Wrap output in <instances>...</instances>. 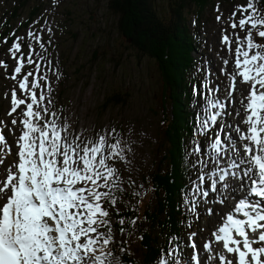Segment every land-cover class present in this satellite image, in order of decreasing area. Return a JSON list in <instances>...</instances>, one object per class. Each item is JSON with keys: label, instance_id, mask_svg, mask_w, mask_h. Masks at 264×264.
<instances>
[{"label": "snow or ice", "instance_id": "1", "mask_svg": "<svg viewBox=\"0 0 264 264\" xmlns=\"http://www.w3.org/2000/svg\"><path fill=\"white\" fill-rule=\"evenodd\" d=\"M239 11L238 20L236 12L232 13L230 27L246 31L245 37L233 40L225 32L222 43L229 51L233 43L236 45L231 92L237 90V77L250 85L241 101V123L246 128L235 126L238 136L226 140L227 149L221 139H214L210 159L215 167L197 176L193 191L201 199L210 198V193L221 194L219 203L226 204L227 198L222 193L227 190L230 177L240 179L241 188L245 179L250 182L247 194L257 199H240L234 213L223 214L220 224L210 232L233 257L226 258L220 252L219 264H264V45L253 38V33L264 38V12L258 9V0H248L246 6H239ZM12 36L15 38L8 54L16 60V66L9 76L18 81V89L28 100L18 97L15 89L11 91V108L6 114L20 115L19 121L14 118L10 123L22 126L14 144L9 146L6 135L0 131V264H120L111 249L115 235L105 204L119 215L115 193L121 191L120 175L110 162L124 159L122 142L118 139L109 142L115 129L95 140L84 141L79 135L70 139L68 128L55 119L56 113L41 107L48 100L38 92L47 87L46 77L39 74L41 65L35 64V73L24 72L26 65L34 64V59L32 55H23L22 48H29V52L34 49L21 43L24 37H16L15 33ZM27 36L40 41L33 31ZM39 47L44 48V44ZM0 68L7 70L9 65L0 60ZM21 106L24 108L18 113ZM207 107L216 111L201 119L200 127L205 134L210 123H217L226 105L216 99L209 101ZM236 114L241 115L239 111ZM48 116L53 119H46ZM202 149L201 144L193 151L199 153ZM8 155L12 159L6 163ZM226 155L234 159L223 167ZM235 157H240L239 162ZM202 163L207 167L208 161ZM190 203L188 210L197 213L200 202ZM208 212L211 214L212 210ZM236 214L243 218H237ZM124 224L125 219L120 218L121 232ZM196 235L190 233L186 245L170 246L158 257L159 264H203L200 250L211 253L215 249L207 243L198 245ZM177 240L178 237L171 238V242ZM184 247L192 250L190 260L184 257Z\"/></svg>", "mask_w": 264, "mask_h": 264}, {"label": "rangeland", "instance_id": "2", "mask_svg": "<svg viewBox=\"0 0 264 264\" xmlns=\"http://www.w3.org/2000/svg\"><path fill=\"white\" fill-rule=\"evenodd\" d=\"M109 1L0 0V60L12 65L15 60L8 54L9 44L15 38L12 33H15L16 37H24L21 43L31 45L34 52H29V48L24 47L22 54L32 55L34 63L42 65L45 74L48 75L44 82L47 87H44L43 91L51 103L46 100L41 107L56 113L55 119L68 128L70 139L77 134L84 141L95 140L100 134L115 129L114 135L109 136V142L112 139L121 140L124 159L110 163L118 169L121 192L125 196L135 190L139 200L144 201L148 196L146 193L148 170L152 167L155 149L160 142L158 134L162 118L161 81L155 62L140 55L118 35L117 18L107 8ZM247 3L248 0H211L201 14L197 12L194 4L185 10L186 28L190 33L198 34L196 43L199 44L197 53L194 54L195 61L199 60L196 69L206 65V60L210 61L209 64L213 63L215 68L221 66L226 53L222 51V45L219 43L220 35L228 31L227 34L234 39L245 37L246 31L239 28L233 30L230 25L233 22L232 13L236 12L235 19L238 20L241 16L239 6H246ZM152 5L161 17L167 18V0H153ZM258 9L263 11L259 3ZM29 31L41 37L40 41L37 42L33 37L27 36ZM253 38L264 45V38H259L256 33H253ZM5 39L7 43H3ZM40 43L44 44V48L39 47ZM231 47L233 49L235 45L232 44ZM25 68L30 71L35 69L34 65H26ZM204 68L205 66L201 69L200 75L202 81L205 79ZM10 69L9 66L6 71ZM6 71L0 68V116L7 108L6 100L1 97L6 88L4 84L11 85ZM217 76L218 74L212 75L209 89L217 91L222 103L223 86ZM48 88L51 89L50 92ZM245 90L237 91L238 101L235 103H241ZM190 93L192 101L191 105L187 106V111L202 110V113L206 112V116L209 117L212 113L207 107L210 91L204 99L201 97L199 100L195 99L194 89L190 90ZM217 95L215 94L212 100H216ZM196 102L198 107L193 106ZM228 106L237 112L240 105ZM201 116L200 120L203 118ZM223 116H228V111L221 114V117ZM46 119L53 117L48 116ZM210 125L209 134H216L213 124ZM217 126L225 128L226 125L223 126L219 121ZM197 129L200 133L204 132L200 125ZM202 140L188 141L187 152L191 154L193 174L195 171L207 173L214 165L210 159L212 136L204 140L201 155L193 151ZM224 158L229 161V156ZM11 159L12 156L8 161ZM203 161H208L207 167ZM188 186L189 184L187 188ZM190 188L191 185L181 198L186 222L190 224L189 231L186 232L188 239L186 244L192 232L197 233L195 238L197 242L212 243L208 227L212 229V223L218 217L221 222V217L226 212L219 213L218 209H221V206L214 208V197L208 198L205 202L198 194L190 191ZM186 197L189 201L187 203ZM190 201L200 202L196 214L188 210L192 206ZM118 209L121 211L120 207ZM208 209L212 210L211 214ZM114 235V243L138 244V239L136 241L130 234ZM183 252L185 258L189 259V248L184 247ZM211 255L212 253H206L203 264H219V259L213 261Z\"/></svg>", "mask_w": 264, "mask_h": 264}, {"label": "trees", "instance_id": "3", "mask_svg": "<svg viewBox=\"0 0 264 264\" xmlns=\"http://www.w3.org/2000/svg\"><path fill=\"white\" fill-rule=\"evenodd\" d=\"M152 1L110 0L107 3L108 10L117 18L118 35L140 55L155 62L161 81L160 142L148 170V196L144 201L135 194L131 198L122 197L117 204L120 214L112 213L116 233L139 237L136 245L128 247L119 243L116 250L113 247L114 253L120 255L121 264L158 263L167 240L173 235L179 236L184 227L179 199L186 177L184 145L192 130L190 113L186 111V83L195 50L192 35L185 26L184 12L194 4L201 14L211 0H167V18L160 16ZM258 3L264 12V0ZM120 218L125 219L123 232Z\"/></svg>", "mask_w": 264, "mask_h": 264}, {"label": "bare ground", "instance_id": "4", "mask_svg": "<svg viewBox=\"0 0 264 264\" xmlns=\"http://www.w3.org/2000/svg\"><path fill=\"white\" fill-rule=\"evenodd\" d=\"M237 80L239 81L240 78H237ZM242 107H243V106H242ZM242 107H241L240 109H243ZM240 113H241V115L238 116V120H237L238 124H237V126H239V127H241V128H245L246 126L243 125V124L241 123V120H242V118H243V114H242V111H241V110H240ZM222 206H223L222 208H223L224 211H225V210H229V205H228V203L223 204ZM214 223H216V222H214ZM223 254H225V253H223Z\"/></svg>", "mask_w": 264, "mask_h": 264}]
</instances>
